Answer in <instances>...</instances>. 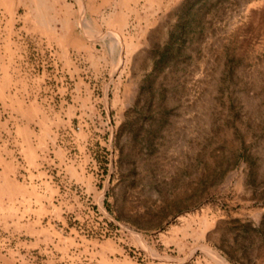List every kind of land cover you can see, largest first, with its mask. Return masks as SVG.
<instances>
[{
    "label": "rangeland",
    "instance_id": "rangeland-1",
    "mask_svg": "<svg viewBox=\"0 0 264 264\" xmlns=\"http://www.w3.org/2000/svg\"><path fill=\"white\" fill-rule=\"evenodd\" d=\"M0 264H264V0H0Z\"/></svg>",
    "mask_w": 264,
    "mask_h": 264
}]
</instances>
